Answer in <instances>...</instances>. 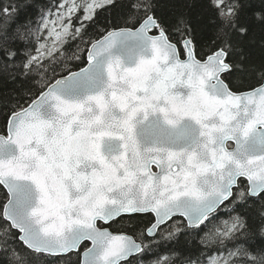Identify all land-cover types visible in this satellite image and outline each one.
I'll use <instances>...</instances> for the list:
<instances>
[{
  "label": "snow or ice",
  "instance_id": "6c2138e0",
  "mask_svg": "<svg viewBox=\"0 0 264 264\" xmlns=\"http://www.w3.org/2000/svg\"><path fill=\"white\" fill-rule=\"evenodd\" d=\"M0 264H264V0H0Z\"/></svg>",
  "mask_w": 264,
  "mask_h": 264
}]
</instances>
